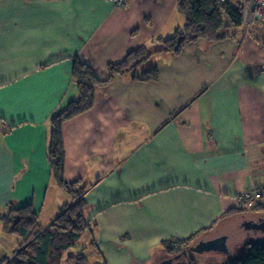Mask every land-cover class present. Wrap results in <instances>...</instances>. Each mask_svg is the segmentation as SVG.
I'll return each instance as SVG.
<instances>
[{
    "label": "crops",
    "instance_id": "obj_1",
    "mask_svg": "<svg viewBox=\"0 0 264 264\" xmlns=\"http://www.w3.org/2000/svg\"><path fill=\"white\" fill-rule=\"evenodd\" d=\"M185 22L179 0H0V185L41 173L48 196L50 120L79 98L76 57L104 74L145 46L152 53L139 70L159 67L157 80L116 73L96 86L89 110L63 123L67 180L82 181L90 209L123 205L136 218L97 242L104 256L119 236L138 246L154 236L165 249L163 240L214 224L212 239L250 216L217 220L240 206L238 192L264 182V27L245 22L218 41L163 49L159 39ZM13 200L33 203L39 217L46 203ZM71 200L59 191L58 211Z\"/></svg>",
    "mask_w": 264,
    "mask_h": 264
},
{
    "label": "trees",
    "instance_id": "obj_2",
    "mask_svg": "<svg viewBox=\"0 0 264 264\" xmlns=\"http://www.w3.org/2000/svg\"><path fill=\"white\" fill-rule=\"evenodd\" d=\"M179 8L185 14V24L178 27L173 34L159 39L163 49L174 53L181 52L188 41L199 38L218 41L231 36L233 33L230 29L245 24V4L242 0H179ZM151 53L152 51L145 46L134 49L121 61L109 62L104 74L97 72L92 61L76 57L73 77L78 83L80 95L51 117L47 151L51 175L59 186L69 191L72 200L62 205L59 213L47 226L41 223L33 203L19 204L15 200L10 201L7 213L1 217L5 229L19 235L22 243L11 257L6 255L0 258V264H63L62 259L66 252H69L68 258L74 260L76 264H87L88 257L84 252L70 253L69 249L81 239L87 228H92L93 231V225L97 226L98 222H92L86 214L89 207L85 197L86 190L84 187H78L82 181L80 179L69 181L66 178L63 123L89 110L95 103L96 86H106L116 73L133 71L134 79L157 80L160 76L157 65L139 70L142 62ZM242 212L258 216L259 219L246 223L253 230L264 233V199L253 206L230 208L217 220ZM213 226L214 224L203 227L184 238L165 239L162 245L167 254L181 252L201 240H206ZM226 232L230 233V237L235 235L230 229ZM93 242L97 244L95 238ZM244 245L240 256L237 254L236 257H232L228 252L225 264H264V239H250ZM187 264H196V259L192 258Z\"/></svg>",
    "mask_w": 264,
    "mask_h": 264
},
{
    "label": "rangeland",
    "instance_id": "obj_3",
    "mask_svg": "<svg viewBox=\"0 0 264 264\" xmlns=\"http://www.w3.org/2000/svg\"><path fill=\"white\" fill-rule=\"evenodd\" d=\"M37 174L38 173L34 175L35 177L31 176L27 182L22 184L18 181L17 184H13L10 187L0 185V258L6 255L10 256L13 250L19 248L22 243V238L19 235L5 229L4 227V222L1 216L6 214L8 211L7 206L10 202L8 200H13V198L19 200L30 198L31 201L37 203L38 206L42 205V203L46 201L39 217L41 223L46 226L53 221L60 211V209L58 211L55 205V199L59 195V191H63L67 194L68 199H71L69 191L64 187L59 186L52 175H50V191L48 192V196L44 197L45 189L42 184L43 178L41 177V173ZM95 176L97 177V173H95ZM15 186L23 191V193H19V197H15L14 190L11 189ZM78 187L80 188L84 186L80 184ZM34 188H36L35 191ZM90 202L94 203L96 208L92 210L89 206V209L86 210V214L92 222L97 221L98 224L97 226L93 225V231L92 228H87L83 232L81 239L69 249L70 253L84 252L88 257L87 264H158L162 259H164L165 256L163 255L167 252L161 244L154 241V236H151L145 244H140V246L134 242H124L119 236L116 241L118 247L113 246L118 250L109 252L106 251L108 247H104V256L99 251V244H95L93 242V238H95L96 243H106L108 240L114 241L116 239V235L114 234L110 236V233H114L117 230H122L124 228L128 229L130 226L135 225L136 218L134 219L131 217V214H127V210L123 205H115L107 210L106 205H100L94 201ZM253 219L257 220L259 218L255 214H250V216H246L238 222L234 221L231 224L232 227L228 228L233 232V234H235L229 238L228 245L231 249H233L231 250L229 247V256L236 257L237 254L240 256L244 250V244L250 239H264L263 232H258L248 227L246 222ZM142 246L148 247V251L146 252L150 255V258L146 261H144L141 257L143 253L142 250H144ZM135 249L137 250V253L133 254ZM227 253L217 249L205 251L191 250L188 256L177 258L174 264H187L192 258L196 259V264H225L224 260ZM68 255L69 252H66L62 259V263L76 264L74 260L68 258ZM171 255H173V253L167 254V257ZM103 256L107 259V261ZM138 256H140L141 259Z\"/></svg>",
    "mask_w": 264,
    "mask_h": 264
},
{
    "label": "built area",
    "instance_id": "obj_4",
    "mask_svg": "<svg viewBox=\"0 0 264 264\" xmlns=\"http://www.w3.org/2000/svg\"><path fill=\"white\" fill-rule=\"evenodd\" d=\"M119 6H124L128 0H111ZM245 4L244 21H258L264 27V0H242ZM240 206H253L264 199V182L254 188L242 190L236 195Z\"/></svg>",
    "mask_w": 264,
    "mask_h": 264
},
{
    "label": "water",
    "instance_id": "obj_5",
    "mask_svg": "<svg viewBox=\"0 0 264 264\" xmlns=\"http://www.w3.org/2000/svg\"><path fill=\"white\" fill-rule=\"evenodd\" d=\"M212 248L228 251L225 241H223V245H222V244H215L213 241L211 242V240H201L198 243L191 245L189 248L184 249L181 252L165 257L158 264H174L177 258H180L183 254L187 255L191 250L205 251V250H210Z\"/></svg>",
    "mask_w": 264,
    "mask_h": 264
},
{
    "label": "flooded vegetation",
    "instance_id": "obj_6",
    "mask_svg": "<svg viewBox=\"0 0 264 264\" xmlns=\"http://www.w3.org/2000/svg\"><path fill=\"white\" fill-rule=\"evenodd\" d=\"M251 223H253V222H251ZM229 238H230V233H227L225 231L224 233L217 234L214 238L209 239V240H211V242L213 241L215 244H222V245H223V241H225V243L227 245ZM228 247H229V245H227V248ZM189 253H190V251H189ZM189 253L187 255H189ZM187 255L183 254L181 257L187 256Z\"/></svg>",
    "mask_w": 264,
    "mask_h": 264
}]
</instances>
